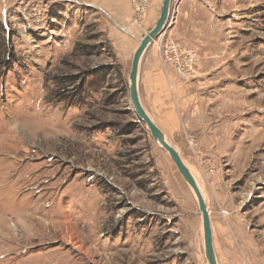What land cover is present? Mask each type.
I'll return each mask as SVG.
<instances>
[{"label":"rangeland","instance_id":"rangeland-1","mask_svg":"<svg viewBox=\"0 0 264 264\" xmlns=\"http://www.w3.org/2000/svg\"><path fill=\"white\" fill-rule=\"evenodd\" d=\"M201 7L197 44L167 22L147 48L140 98L201 184L218 263L264 264V0ZM156 16L0 0V264H207L195 198L129 106Z\"/></svg>","mask_w":264,"mask_h":264},{"label":"water","instance_id":"water-1","mask_svg":"<svg viewBox=\"0 0 264 264\" xmlns=\"http://www.w3.org/2000/svg\"><path fill=\"white\" fill-rule=\"evenodd\" d=\"M170 8L171 0H162L156 22L150 28V30L144 34L141 40H138V43L131 56L130 70L128 73V98L132 103V112L136 115L138 120L142 121L146 125L153 140L168 154L176 170L184 182L189 186L191 192L194 194L197 208L201 216L203 250L206 262L207 264H218L213 248L209 211L206 206L203 194L201 193V190L199 189L189 168L183 162L182 157L177 151L176 147L170 142L164 132L148 115L142 104L139 93V68L142 61V56L153 40H155L167 26Z\"/></svg>","mask_w":264,"mask_h":264},{"label":"crops","instance_id":"crops-1","mask_svg":"<svg viewBox=\"0 0 264 264\" xmlns=\"http://www.w3.org/2000/svg\"><path fill=\"white\" fill-rule=\"evenodd\" d=\"M161 2L162 0H149L146 14L143 16L144 21L150 20L154 15H157L156 18L158 17ZM172 3L173 6L170 8V14L167 21L169 26L173 25L174 30L171 31V36L175 37L178 35L176 37H178V39L182 40L183 42L189 41V44H197V37H193V34H190L187 26L193 21L192 19L194 16H196L198 13L201 14L200 11L203 9L201 4L203 3V0H171V5ZM173 20L176 22L174 23Z\"/></svg>","mask_w":264,"mask_h":264},{"label":"built area","instance_id":"built-area-1","mask_svg":"<svg viewBox=\"0 0 264 264\" xmlns=\"http://www.w3.org/2000/svg\"><path fill=\"white\" fill-rule=\"evenodd\" d=\"M149 0H133V6L136 12V18L141 19L144 16V12L147 9Z\"/></svg>","mask_w":264,"mask_h":264},{"label":"bare ground","instance_id":"bare-ground-1","mask_svg":"<svg viewBox=\"0 0 264 264\" xmlns=\"http://www.w3.org/2000/svg\"><path fill=\"white\" fill-rule=\"evenodd\" d=\"M144 36V35H143ZM142 36V37H143ZM141 37V38H142ZM141 38L139 39V40H141ZM154 41V40H153ZM129 106H130V108L132 109L133 107H132V103L129 101ZM149 115V114H148ZM183 160V159H182ZM183 162L185 163V165L189 168V170H190V172H191V174L193 175V177H194V179H195V181H196V183H197V185H198V187H199V189L201 190V193L203 194V197H204V199H205V202H206V195H205V193H204V191H203V189H202V187H201V184L199 183V181H198V179L196 178L197 176H195V174L192 172V170H191V168L186 164V162L183 160ZM193 194V193H192ZM193 196H194V194H193ZM206 206H207V202H206ZM207 208H208V211H209V207L207 206ZM201 231H202V226H201ZM211 232H212V230H211ZM238 243H241V242H239V241H237ZM214 248V247H213ZM218 262V261H217ZM219 264V263H218Z\"/></svg>","mask_w":264,"mask_h":264}]
</instances>
